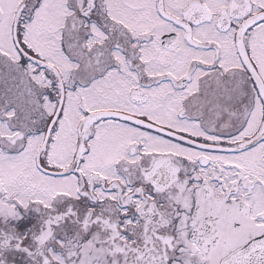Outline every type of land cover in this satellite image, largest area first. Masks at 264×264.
I'll return each mask as SVG.
<instances>
[{
  "label": "snow or ice",
  "instance_id": "snow-or-ice-1",
  "mask_svg": "<svg viewBox=\"0 0 264 264\" xmlns=\"http://www.w3.org/2000/svg\"><path fill=\"white\" fill-rule=\"evenodd\" d=\"M0 264H264V0H0Z\"/></svg>",
  "mask_w": 264,
  "mask_h": 264
}]
</instances>
